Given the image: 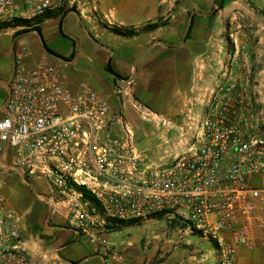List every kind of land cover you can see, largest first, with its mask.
Listing matches in <instances>:
<instances>
[{
  "label": "built area",
  "instance_id": "1",
  "mask_svg": "<svg viewBox=\"0 0 264 264\" xmlns=\"http://www.w3.org/2000/svg\"><path fill=\"white\" fill-rule=\"evenodd\" d=\"M66 1L78 7L82 0H0V24ZM246 56L235 44L200 115L184 128V148L154 164L125 115L129 103L144 116L135 103L112 105L85 81L67 84L57 57L18 44L0 96V264H30L19 218L7 205V172L30 186V178L42 182L47 192L37 196L84 233L98 216L105 224L162 214L179 239L212 242L216 264H236L238 248L264 245V106L242 71Z\"/></svg>",
  "mask_w": 264,
  "mask_h": 264
},
{
  "label": "crops",
  "instance_id": "2",
  "mask_svg": "<svg viewBox=\"0 0 264 264\" xmlns=\"http://www.w3.org/2000/svg\"><path fill=\"white\" fill-rule=\"evenodd\" d=\"M177 1L82 0L76 11L66 13L62 21L64 22V19L66 21V17H73V27L82 29V39L73 33H65L70 39L67 40L71 46L74 40L79 41L77 48L82 45L93 46L92 49L88 46L85 48L88 51L87 56L91 57L90 64L93 62L101 64L102 73L90 71V74L103 87L102 95L108 97L112 105H117L120 99L129 102V97L125 98L118 94L117 90L120 89L116 87L118 80L131 84L130 89L139 93L141 99L148 102L162 120H168V124L174 128L175 137L180 140L182 150L184 146L181 137L184 128L200 115L202 104L212 91L216 79L221 78V61L224 60L226 53H222L219 48L223 43V37L213 33L214 29H219V24L217 21L208 20L209 13L201 7L207 0H185V4L195 2L191 7L185 4L176 5ZM211 2L214 4V0ZM243 7H245L243 12L250 13L252 10V14L261 9L258 6L249 9L246 5ZM194 8L199 9L196 11ZM187 12L189 15L193 13L189 33L186 31L189 19L187 21L184 19ZM158 19L165 22V25L152 32L129 38L115 35L108 29L112 26L138 29ZM63 22L58 28L59 31ZM260 25L261 28L264 27V23ZM239 27L240 23L235 26L238 28L235 32L236 38L239 37L240 42H247L246 35L244 38L241 36L244 30ZM103 35L108 36L105 43L98 41ZM111 36L132 39L135 45L125 47L115 43L112 38L109 39ZM142 36L143 40L140 42ZM15 42L27 45L38 53L46 51L45 40L41 33L34 30L27 33L26 38L19 37ZM150 45L147 52L139 57ZM251 51L256 54V59L264 60V37L259 38L257 45L254 44V50ZM55 57L61 61V72L66 83L75 85L80 82L71 71L64 70L79 56L71 59L63 58L61 55ZM108 60L121 78L105 71ZM91 69L93 70V66ZM90 74L87 73L88 76ZM7 79L0 76V80ZM81 81L87 82L85 79ZM262 85L260 83L259 87ZM122 87L123 94L127 93L125 87ZM5 91L6 88L0 87V96H3ZM171 153L176 155L179 152H168V156ZM6 187L7 191L4 189V193L7 205L19 218L22 235L20 247L27 254L30 264H216L212 242L207 241L210 247L206 252L195 250L189 252V247L179 245L177 233L170 229L169 232H162L161 238H155L153 246L149 242L143 243V249L136 248L137 243L128 242L123 245L117 243L115 239L112 240L111 234L116 231L106 230L99 216L94 218L96 224L90 229V234L84 233L77 227L69 226L63 216L54 215L49 208L42 214L35 212V208L27 206V202L22 205L18 200L19 192L12 191L7 182ZM44 203L47 205L45 200ZM151 220L153 219L144 222ZM183 241L184 245L189 246L188 237ZM236 264H264V245H259L253 250L238 248Z\"/></svg>",
  "mask_w": 264,
  "mask_h": 264
},
{
  "label": "rangeland",
  "instance_id": "3",
  "mask_svg": "<svg viewBox=\"0 0 264 264\" xmlns=\"http://www.w3.org/2000/svg\"><path fill=\"white\" fill-rule=\"evenodd\" d=\"M220 1L223 3V7L221 8H219ZM185 3V0H178L176 5H184ZM194 3L195 2L192 1V3L185 5H187V7H191L192 5H195ZM245 5L247 9L251 8L252 6H258L261 9L253 14L252 10H250V13H245L242 11L245 10V7H243ZM62 7L65 12L64 16L69 11H76V5H71L67 1L61 6V8ZM201 7H203L202 9L204 11L209 13L208 20L214 22L217 21L220 26L218 30L214 29L213 33L217 36L223 37V43L219 47L222 53H226L224 60L221 61L222 66H226L229 63L228 56L233 52L235 44H241L245 46L247 56L244 60H242L244 65V70L242 69V71L248 75V85L254 99L258 101L260 107H263L264 60L259 61V59H256V54L251 50H254V44L257 45L259 38L264 37V27L261 28L262 25H260L264 23V0H214V4L211 2V0H207L205 5ZM194 9L198 11L199 8ZM189 16L190 15L187 12L184 16V19L187 21ZM196 20H198V18H196ZM62 22V19L59 17L57 19L45 20L41 24L40 33L46 42V47L57 53L58 56H64L63 58L67 57L66 59H69V55L74 51V57H76V55L79 57L71 62L69 67L67 66L64 68V70L66 72L71 71L78 81L85 79L98 93L103 94V87L98 84L96 79L90 74V71H96L98 73V71L100 72L102 70L101 64L99 62H93V64H90L89 62L91 57L87 56L88 51L85 47L88 46L90 49H92L93 46L85 45L83 47L82 45L77 48V43L79 42L77 40H75L74 46H71L70 42L68 41L70 39L67 38L65 33H73L82 39V29L79 27H73V17H66V21L64 19L62 29L59 31L58 28L61 26ZM238 23H240L239 28L244 30L241 36L243 37L246 35L245 38H248V40H246L247 42H240L238 40L239 37L237 39L235 36V32L238 31V28H235V26H237ZM101 26L104 27L105 25L101 24ZM21 29H23V27L7 28L0 31V76L4 79H7L11 72V59L18 45L15 40L22 36L23 38H26V34L30 32L17 33ZM107 38L108 36L103 35L99 37L98 41L105 43ZM111 38L115 43H120L125 47L129 45H135L132 39H123L115 36L109 37V39ZM142 40L143 36L139 41L142 42ZM91 66H93V70L91 69ZM87 73H89L90 76H88ZM105 75L107 76V74H104V76ZM121 77L122 76H120V78ZM260 83L263 85L259 87ZM122 86H124L125 90L127 91V93H124V97H129V99L135 103L144 113V116L141 118L139 117V114H137L129 106V104H126L125 115L134 130L137 147L139 149L146 150L145 153L148 156V159L153 161L154 164H164L169 162L174 154L171 153L168 156V152H179L181 150V144L179 142L180 140L175 137L174 128L168 124L167 119L162 120L159 115L154 112L153 108L148 104V102L141 99L139 93L130 89L132 87L131 84L128 85L118 80L116 89L118 88L123 91L124 89ZM121 100L122 99H120V101ZM30 180L31 186L29 184L22 183L14 172H7L5 173L4 187L7 191V182L12 191L15 190L16 192H19L18 200H20L22 205H25L27 202V206L29 205L33 209L35 208V212L45 214L49 209L47 205H45L44 201L37 196V194L45 195L47 189L42 184V182L37 181L34 178H30ZM152 219L153 220L148 222L140 221L138 225L135 224L125 226L111 234V238L112 240L115 239L117 243H123V245L127 244L128 242L137 243L135 246L138 249H143V243L145 242H149V244L153 246L155 242L154 239L161 238L162 232H169L170 229L172 230V226L165 218ZM186 237H188V240L190 241L189 246L184 245L185 241H183V239L185 237L178 240L180 241L179 245L189 247V252L194 250L198 252L208 251L210 245L207 241L202 240L197 235ZM144 252H146V250Z\"/></svg>",
  "mask_w": 264,
  "mask_h": 264
},
{
  "label": "trees",
  "instance_id": "4",
  "mask_svg": "<svg viewBox=\"0 0 264 264\" xmlns=\"http://www.w3.org/2000/svg\"><path fill=\"white\" fill-rule=\"evenodd\" d=\"M223 7V3L222 1H220L219 3V8ZM64 9L63 7L58 8L55 11H48L45 12L42 15L36 16L35 18L31 19V20H25V19H14L12 22H4L0 24V31L1 30H5L7 28H15V27H23V29L19 30L17 33H24V32H29V31H37L39 34L41 32L40 29V24L42 22H44L47 19H52V18H57L60 17L61 19L64 16ZM165 25V22H162L160 19L156 20V22L153 23H147L144 26L135 29V28H118L115 26H112L109 29L110 32H112L115 35L118 36H122V37H133V36H138L140 34L143 33H147V32H152L155 29L162 27ZM191 26L192 24H190L189 31L191 30ZM187 33V34H188ZM72 46H74V43L72 44ZM45 50L48 53H51L53 55L58 56L54 51H51L50 49H48V47H46V45H44ZM74 56V51L69 55V59L73 58ZM105 71L109 74H112L118 78H120V75L117 74L113 68L111 67V61L109 60V62L105 65ZM163 216L162 214H158L156 216H154L153 218L155 219H161ZM140 222V220H128V221H123V220H114V219H110L107 218L105 219V224H104V228L110 232H115L125 226H130V225H138V223Z\"/></svg>",
  "mask_w": 264,
  "mask_h": 264
},
{
  "label": "water",
  "instance_id": "5",
  "mask_svg": "<svg viewBox=\"0 0 264 264\" xmlns=\"http://www.w3.org/2000/svg\"><path fill=\"white\" fill-rule=\"evenodd\" d=\"M192 15H193V13H191V15H190L189 22H188L189 24H188V27H187V30H186V31H188V29H189V25H190V23H191ZM35 32L38 33L36 30H35ZM182 41H184V38H183ZM157 42H160V41H157ZM12 45H13V44H12ZM150 47H151V45L148 46V47H147V48L141 53V55H140L139 57H141L145 52H147V50H148ZM13 69H14V60H13V57H12V59H11V72H10V75H9V77H8L7 80H5V81L0 80V87L6 88V89L9 88V83H10L11 78H12V75H13ZM44 199H45V198H44Z\"/></svg>",
  "mask_w": 264,
  "mask_h": 264
},
{
  "label": "flooded vegetation",
  "instance_id": "6",
  "mask_svg": "<svg viewBox=\"0 0 264 264\" xmlns=\"http://www.w3.org/2000/svg\"><path fill=\"white\" fill-rule=\"evenodd\" d=\"M73 43H75V40L73 41ZM73 58H74V56H73ZM108 62H109V60L107 61V63H108ZM107 63H106V64H107ZM106 64H105V65H106Z\"/></svg>",
  "mask_w": 264,
  "mask_h": 264
}]
</instances>
